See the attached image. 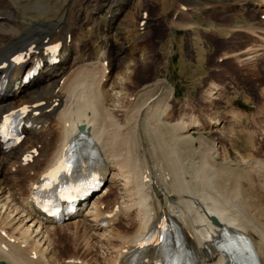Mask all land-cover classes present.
I'll use <instances>...</instances> for the list:
<instances>
[{"label":"bare ground","instance_id":"1","mask_svg":"<svg viewBox=\"0 0 264 264\" xmlns=\"http://www.w3.org/2000/svg\"><path fill=\"white\" fill-rule=\"evenodd\" d=\"M21 2L0 0V175L6 165L31 174L21 184H8L7 195L0 182V215L9 219L0 220V264H165L166 256L181 264H264V162H241L233 155L224 159L215 143L195 129L202 127L199 121H167L175 89L164 78L147 81L131 94L125 91V105H109L103 63L81 61L80 53L70 60L78 46L70 39L68 18L39 42L45 19L35 16L24 24ZM35 3L40 15L50 8V2ZM262 18L259 26L249 23L242 29L264 35ZM58 43L60 49L53 48ZM75 59L79 65L73 68ZM127 78L121 76L119 85ZM24 107L23 138L9 146L7 115ZM49 122L52 144L40 134L48 132ZM81 125L92 143L78 136ZM195 141L209 145L200 144L198 163L187 166L177 155L178 145ZM39 155L44 157L36 162ZM116 169L123 194H115L108 183L82 218L67 212L57 223L43 207L47 193L60 184L76 187L84 178L102 183ZM84 197L72 201L77 209ZM125 215L128 227L119 225ZM64 226L72 229L71 243L82 246L79 254L65 255L64 244L56 243V230Z\"/></svg>","mask_w":264,"mask_h":264},{"label":"rangeland","instance_id":"2","mask_svg":"<svg viewBox=\"0 0 264 264\" xmlns=\"http://www.w3.org/2000/svg\"><path fill=\"white\" fill-rule=\"evenodd\" d=\"M35 1L20 3V12L27 14L22 19L24 24L31 17H43L47 28L43 29L44 35L37 37L42 42L47 40V33L57 29V22L68 18L70 39L78 46L70 60L80 53L84 59L81 61L103 63L107 69L105 86L109 105H125V91L131 94L147 81L164 78L175 89L166 108L167 121H199L202 127L198 125L200 128L195 129L209 138L210 144L215 143L224 159L233 155L241 162L256 159L264 162V39L261 38L264 35L242 29L249 23L259 26L264 4L247 6L238 0H202V5L193 0H43L50 2V8L45 15H40L42 9ZM73 63L74 68L78 62L75 59ZM121 76L128 77L123 85H119ZM117 112V117H122L121 111ZM213 118L218 122L211 123ZM46 129L48 132L40 134L52 144L54 127L49 122ZM200 144L209 145L204 141L178 145L181 151L177 155L187 166L198 163ZM43 157L39 155L36 162ZM3 171L0 182L5 187L4 195L8 184H21L23 177L31 174L28 168L15 170L8 165ZM109 172L108 178L78 209V218L86 213L103 186L112 184L115 194H123V181L116 175L117 169ZM113 173L114 182L110 183ZM27 188L26 185L24 189ZM115 194L106 198L105 204L112 202ZM125 216H121L119 225L128 227L131 221ZM1 219L9 223L2 215ZM67 227L56 230V243L64 244L68 250L65 255L79 254L83 248L71 243L67 235L72 229ZM76 249L79 251L74 252Z\"/></svg>","mask_w":264,"mask_h":264},{"label":"water","instance_id":"3","mask_svg":"<svg viewBox=\"0 0 264 264\" xmlns=\"http://www.w3.org/2000/svg\"><path fill=\"white\" fill-rule=\"evenodd\" d=\"M80 128H81V130H84L85 126L81 125ZM212 220H213V222H217V219L215 217H212ZM2 264H7V263L6 262H2Z\"/></svg>","mask_w":264,"mask_h":264},{"label":"snow or ice","instance_id":"4","mask_svg":"<svg viewBox=\"0 0 264 264\" xmlns=\"http://www.w3.org/2000/svg\"><path fill=\"white\" fill-rule=\"evenodd\" d=\"M51 50H54V49H50V51H51ZM142 246H143V245H141V247H142Z\"/></svg>","mask_w":264,"mask_h":264}]
</instances>
